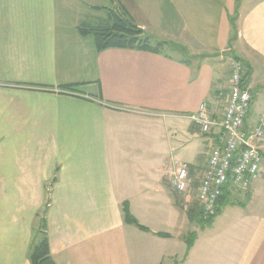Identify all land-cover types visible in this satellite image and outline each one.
Segmentation results:
<instances>
[{
	"label": "crops",
	"instance_id": "obj_1",
	"mask_svg": "<svg viewBox=\"0 0 264 264\" xmlns=\"http://www.w3.org/2000/svg\"><path fill=\"white\" fill-rule=\"evenodd\" d=\"M114 1L181 54L97 51L78 28L107 9L91 0H0V264H31L44 207L56 264H264V139L242 204L209 226L170 185L181 164L198 183L214 135L188 115L222 114L232 59L249 118L264 110V0Z\"/></svg>",
	"mask_w": 264,
	"mask_h": 264
},
{
	"label": "built area",
	"instance_id": "obj_2",
	"mask_svg": "<svg viewBox=\"0 0 264 264\" xmlns=\"http://www.w3.org/2000/svg\"><path fill=\"white\" fill-rule=\"evenodd\" d=\"M247 66L232 59L229 71L228 99L222 114L213 116L202 101L188 117L203 134H213L198 183L193 184L188 167L179 165L170 178L173 190L189 200L195 195L201 219L212 216L216 201L225 192L246 193L261 163V143L264 139V111L250 119L249 108L253 93L247 83Z\"/></svg>",
	"mask_w": 264,
	"mask_h": 264
},
{
	"label": "trees",
	"instance_id": "obj_3",
	"mask_svg": "<svg viewBox=\"0 0 264 264\" xmlns=\"http://www.w3.org/2000/svg\"><path fill=\"white\" fill-rule=\"evenodd\" d=\"M111 23L107 25H94V26H79V32L82 35H92L94 47L97 51L106 48H129L150 51L154 53H163L164 47H169L175 50V47L167 41L156 40L149 34L145 33L143 29L139 28L129 18L122 16L120 13H116L110 10ZM232 26L234 29V22L232 20ZM165 54V53H164ZM181 62L190 64V58L182 56ZM248 75V72H247ZM61 87L66 89L73 88L72 85H62ZM230 191H225L216 201L215 213L207 219H200V228L209 226L213 218L220 212L221 208L225 204L240 203V199H230ZM122 213L124 221L127 223H133L142 229H146L142 225L138 224L134 217L131 215L127 202L122 204ZM195 231L188 234L187 249L190 248L195 238ZM27 257L31 264H56L50 252L47 223H46V207L42 210V216L39 221V225L33 229L31 242L29 244Z\"/></svg>",
	"mask_w": 264,
	"mask_h": 264
},
{
	"label": "rangeland",
	"instance_id": "obj_4",
	"mask_svg": "<svg viewBox=\"0 0 264 264\" xmlns=\"http://www.w3.org/2000/svg\"><path fill=\"white\" fill-rule=\"evenodd\" d=\"M89 4L102 5V6H105L107 8V9H103L102 11H99V12L92 11V12H88V14H83L81 20L83 19V21H85V23H88L89 25H93V26L97 25V24L107 25V23H111L110 10H114V12H116L118 14L121 13L122 15H126L123 7L120 4L119 5L121 6V8H120L121 11L119 10V8H116L117 5H116V2L114 0H97V1L91 0V2ZM85 5H88V3ZM126 17H128L130 20H132V18H130L129 15H127ZM89 36L92 38V35L89 34ZM156 40H158V39H156ZM162 51L165 54L173 55L176 57H178L181 54L180 52H177V51L170 49L169 47H164ZM258 102L261 103V97L258 98ZM195 155H196V152H195L194 156ZM193 183L196 184L197 182L194 181ZM241 195H244V193L238 192L235 190L232 192V196L230 199H232V200L239 199V198H241ZM241 199H243V198H241ZM188 203L193 207L196 206V208H198V210H199V203L196 200L194 194H192V196H190Z\"/></svg>",
	"mask_w": 264,
	"mask_h": 264
}]
</instances>
